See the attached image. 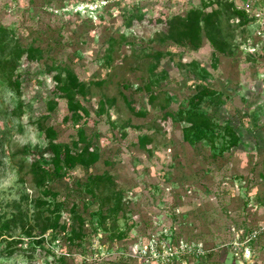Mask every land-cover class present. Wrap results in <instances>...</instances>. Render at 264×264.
<instances>
[{
    "label": "rangeland",
    "instance_id": "374dc122",
    "mask_svg": "<svg viewBox=\"0 0 264 264\" xmlns=\"http://www.w3.org/2000/svg\"><path fill=\"white\" fill-rule=\"evenodd\" d=\"M193 8L210 15L197 49L170 37V21ZM234 9L0 0V264H166L148 251L169 241L206 253L167 264H264V17ZM67 73L79 83L75 112L53 93ZM204 88L214 93L198 109L217 126L214 145L185 141L179 116ZM38 125L74 153L81 130L97 161L37 183L32 171L50 166ZM49 184L74 206L54 228Z\"/></svg>",
    "mask_w": 264,
    "mask_h": 264
},
{
    "label": "trees",
    "instance_id": "16d2710c",
    "mask_svg": "<svg viewBox=\"0 0 264 264\" xmlns=\"http://www.w3.org/2000/svg\"><path fill=\"white\" fill-rule=\"evenodd\" d=\"M233 12L240 18H246L248 16L245 12L240 10L234 9ZM209 20V14L201 12L200 8H193L187 12L185 18L176 17L174 20L170 21V23L176 27L175 29L178 28L176 32H170V37L179 43L185 44L190 49H197L201 43L200 23H208ZM30 49L31 51H29V54H31L32 50L36 49V47ZM37 49L38 51L45 52V49L43 48L37 47ZM51 49H53L52 44L47 47L46 51L49 52ZM16 84L19 89V82L17 81ZM78 85L79 83L76 76L67 73L66 80L61 81L59 79V83L56 84L55 89L53 90L54 94H61L66 98L68 108L73 112L78 109V103L74 98V90ZM213 93L214 92L209 88H204L200 95L194 96L189 100L187 108L179 111L181 121L186 124L182 130L185 141L195 144L202 140H207L212 145L215 144L213 135L217 126L210 115L205 114L198 109L203 96L211 95ZM38 128L48 140L45 153L49 156L50 166L48 168L43 166L38 167L32 171L37 183H40L41 181H49V183H53L56 179L67 175L78 165L90 166L97 161L98 154L95 151H90L91 143L83 137L81 130L79 131V135L80 141L83 142V145L80 148H75V150H79L74 153L71 146L55 142L57 135L53 128L44 129L41 125H38ZM221 136L223 139L227 136L228 141L225 143L228 142L230 145H234L238 138L235 130L229 124H226L223 127V135ZM142 140V143H144L145 140ZM223 147H225V145ZM59 194L60 191L55 187H51L50 184L45 188V195L52 198L54 201L56 215L53 228L56 224L59 225L61 218L60 215L63 209H69V212H74V206L73 204L71 205L68 200L69 196L67 195L66 197L59 198ZM61 227L65 229V226L62 225ZM75 237L79 238L78 236ZM69 240L71 241V239ZM36 243L40 245L41 241H37Z\"/></svg>",
    "mask_w": 264,
    "mask_h": 264
},
{
    "label": "built area",
    "instance_id": "2783aa9c",
    "mask_svg": "<svg viewBox=\"0 0 264 264\" xmlns=\"http://www.w3.org/2000/svg\"><path fill=\"white\" fill-rule=\"evenodd\" d=\"M235 3V7L237 10H241L245 12L247 15L251 17H264V0H233ZM260 232H252L249 239L244 242L247 243L249 240L256 238ZM149 259L150 261L162 260L164 259L167 263H171L174 260H181L183 257L187 256L190 258H199L205 255L206 251L199 247H191L187 246L186 244H180L178 248L172 246L171 242L169 241L165 246H157L153 244L149 248ZM141 257H145L146 252L139 253ZM149 262V261H148ZM150 263V262H149ZM166 263V264H167Z\"/></svg>",
    "mask_w": 264,
    "mask_h": 264
}]
</instances>
